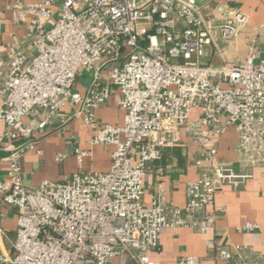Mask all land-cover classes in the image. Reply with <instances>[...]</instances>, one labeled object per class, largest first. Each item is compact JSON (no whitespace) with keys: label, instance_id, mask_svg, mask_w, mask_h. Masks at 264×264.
<instances>
[{"label":"built area","instance_id":"1","mask_svg":"<svg viewBox=\"0 0 264 264\" xmlns=\"http://www.w3.org/2000/svg\"><path fill=\"white\" fill-rule=\"evenodd\" d=\"M13 20L33 33L36 54L30 61L13 55L0 80L10 150V183L0 181V197L18 212L14 254L0 250V264H158L150 253L164 231L207 232L220 216L214 202L223 185L239 191L264 167V56L253 50L203 62L209 48L223 57L220 42L238 35L241 13L217 23L196 0H37ZM83 71L92 78L81 93L75 86ZM115 88L124 121L102 124L95 111ZM67 106L93 131V145L115 147L110 168L82 171L89 152L76 148L80 170L70 179L30 188L21 158ZM229 128L238 135L234 162L221 160L217 145ZM182 133L199 147L200 170L186 185L185 206L169 201L161 184L144 203L145 176L183 145ZM217 257L264 264V253L245 244L221 247ZM181 263L199 259L185 255Z\"/></svg>","mask_w":264,"mask_h":264},{"label":"crops","instance_id":"2","mask_svg":"<svg viewBox=\"0 0 264 264\" xmlns=\"http://www.w3.org/2000/svg\"><path fill=\"white\" fill-rule=\"evenodd\" d=\"M37 0H0V80L8 73L13 55H23L30 61L36 54L33 33L23 23L13 20L14 14L27 9V5ZM62 2L63 0H58ZM204 18L217 23L226 22L241 13L245 18L238 35L228 41L220 42L223 57L207 49L204 63L221 64L223 59L233 61L236 57L246 58L253 50L264 56V0H196ZM29 16V15H28ZM28 18V17H27ZM29 19V18H28ZM92 78L91 72L83 71L76 80L75 89L81 93L87 91ZM120 93L115 88L110 100L95 111L102 124H122L124 111L119 107ZM3 97L0 94V105ZM197 117L198 113L194 112ZM93 131L86 128L82 121L75 118L73 109L65 107L52 118L43 132L35 134V147L24 153L21 158L22 179L26 186L36 188L45 180L64 181L80 170L76 148L87 150L82 163V171H107L112 162L113 145H93ZM183 145L169 148L161 160L152 165V171L145 176L144 203H150L161 184L166 198L176 206L186 204V185L200 175L194 158L199 147L189 136L182 133ZM238 135L229 128L217 142L219 157L223 161H236L235 150ZM9 139L6 125L0 122V181L9 184L7 177L9 164L5 159L10 154L7 149ZM184 157L185 164L179 162L177 152ZM61 155H67L58 160ZM214 208L220 216L205 233L191 228H179L163 232L159 248L150 253L158 264H182L185 255L198 257V264H228L217 257L221 247L233 244L249 245L254 251L264 253V167L254 169V177L245 187L235 191L229 185H223L215 196ZM18 212L1 201L0 197V250L14 253L17 234ZM254 223L257 228L249 230L246 223Z\"/></svg>","mask_w":264,"mask_h":264},{"label":"trees","instance_id":"3","mask_svg":"<svg viewBox=\"0 0 264 264\" xmlns=\"http://www.w3.org/2000/svg\"><path fill=\"white\" fill-rule=\"evenodd\" d=\"M177 156H178L180 164L184 165L185 164L184 157L182 156L180 151L177 152Z\"/></svg>","mask_w":264,"mask_h":264},{"label":"rangeland","instance_id":"4","mask_svg":"<svg viewBox=\"0 0 264 264\" xmlns=\"http://www.w3.org/2000/svg\"><path fill=\"white\" fill-rule=\"evenodd\" d=\"M204 61H206V59L204 58ZM12 254H14V253H12Z\"/></svg>","mask_w":264,"mask_h":264}]
</instances>
